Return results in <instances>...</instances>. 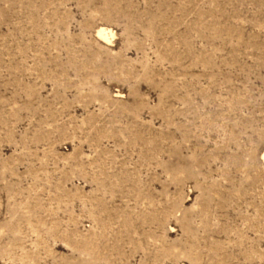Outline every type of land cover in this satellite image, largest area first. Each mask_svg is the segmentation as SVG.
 Here are the masks:
<instances>
[{
    "label": "rangeland",
    "instance_id": "obj_1",
    "mask_svg": "<svg viewBox=\"0 0 264 264\" xmlns=\"http://www.w3.org/2000/svg\"><path fill=\"white\" fill-rule=\"evenodd\" d=\"M0 264H264V0H0Z\"/></svg>",
    "mask_w": 264,
    "mask_h": 264
},
{
    "label": "bare ground",
    "instance_id": "obj_2",
    "mask_svg": "<svg viewBox=\"0 0 264 264\" xmlns=\"http://www.w3.org/2000/svg\"><path fill=\"white\" fill-rule=\"evenodd\" d=\"M108 30L104 27H100L98 29V38L102 41V42H106L108 40V35L109 32H107ZM111 34V33H110ZM112 35V34H111ZM110 35V36H111ZM109 41V40H108Z\"/></svg>",
    "mask_w": 264,
    "mask_h": 264
}]
</instances>
